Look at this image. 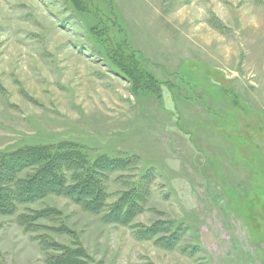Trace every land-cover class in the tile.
<instances>
[{
  "label": "rangeland",
  "instance_id": "1",
  "mask_svg": "<svg viewBox=\"0 0 264 264\" xmlns=\"http://www.w3.org/2000/svg\"><path fill=\"white\" fill-rule=\"evenodd\" d=\"M64 142L136 159L104 188L111 206L148 175L144 212L19 205L0 214V264H50L46 242L86 264H264V0H0V154ZM154 222L178 244L140 240Z\"/></svg>",
  "mask_w": 264,
  "mask_h": 264
},
{
  "label": "trees",
  "instance_id": "2",
  "mask_svg": "<svg viewBox=\"0 0 264 264\" xmlns=\"http://www.w3.org/2000/svg\"><path fill=\"white\" fill-rule=\"evenodd\" d=\"M116 46L123 55L133 58L132 47L127 38L121 39ZM133 62L135 65L136 61ZM135 166L136 159H110L102 156L90 161L81 147L70 142L27 146L0 154V214L12 215L19 205L38 202L49 196H59L71 199L87 212L103 214L105 221L129 225L144 212L150 196L148 185L151 177L146 175L137 187L123 193L111 206L107 205L104 180L108 174L134 169ZM69 173L71 182L67 177ZM55 216H59L56 210L46 209L22 216L20 222L33 227L39 219ZM134 229L140 240L156 239L164 249L176 246L180 239L178 229L175 233L170 232L166 224L160 222H154L150 226L137 225ZM42 244H49L51 249L62 252L50 264H86L88 259L81 248L69 249L53 242Z\"/></svg>",
  "mask_w": 264,
  "mask_h": 264
}]
</instances>
